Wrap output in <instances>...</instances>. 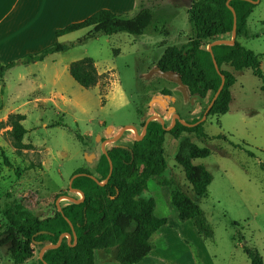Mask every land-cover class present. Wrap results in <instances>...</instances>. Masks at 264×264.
<instances>
[{
  "label": "rangeland",
  "instance_id": "obj_1",
  "mask_svg": "<svg viewBox=\"0 0 264 264\" xmlns=\"http://www.w3.org/2000/svg\"><path fill=\"white\" fill-rule=\"evenodd\" d=\"M144 2L157 13V30L139 36L127 32L101 35L44 61L19 64L0 79V231L8 227L3 211L15 203L47 217L59 209L57 203L63 207L72 202L63 196L80 199L82 195L70 189L75 170L83 167L99 176L96 167L104 153L103 144L108 151L138 139L131 128L117 141L109 140L128 125L136 126L141 134L151 108L159 110L154 98H175L168 99L162 111L166 126H171L175 114L189 123L203 117L214 93L206 98L191 95L178 80L157 70L168 46L181 47L195 36L188 13L192 0ZM138 10L137 5L130 16ZM89 30L65 35L58 42H76ZM238 40L261 55L264 70V0L255 7L246 34ZM85 57L93 58L102 75L89 89L69 71L72 62ZM225 68L237 78L231 88L230 110L208 115L202 122L207 139L190 132L179 138L167 133L164 147L168 169L158 180L150 179L144 192L156 199V215L169 219L167 231L160 230L152 238L167 255L159 264H252L244 245L257 249L264 258L262 81L251 68ZM18 113L26 115L23 148L15 146L9 121ZM184 136L211 150L209 156L194 160L213 175L207 196L196 195L176 161ZM164 181H172L173 188ZM174 188L187 192L202 208L214 232L211 239H204L191 220L179 219L171 201ZM41 250L35 247V256L28 264L37 263ZM106 256L104 251H96V260ZM0 264H14L7 246L0 247Z\"/></svg>",
  "mask_w": 264,
  "mask_h": 264
},
{
  "label": "trees",
  "instance_id": "obj_2",
  "mask_svg": "<svg viewBox=\"0 0 264 264\" xmlns=\"http://www.w3.org/2000/svg\"><path fill=\"white\" fill-rule=\"evenodd\" d=\"M154 1V0H150ZM228 0H192L189 7V19L195 29L183 46H168L157 62L162 71H171L180 75L183 84L191 95L206 98L210 92L214 95L225 76V85L212 105L209 115L225 114L232 102V86L236 83L235 71L251 68L262 81L264 92V70L260 54L245 47L238 37L246 34L249 18L257 4L248 0H231L230 4L237 12L236 43L220 44L213 47L221 73L215 67L209 44L229 35L232 37L234 14L227 5ZM139 10L134 16L117 14L109 9H100L88 18L57 29V36L90 28L88 33L76 42H56L41 52L29 54L23 58L0 64V79L19 64L44 61L49 56L69 50L76 44H84L101 35L127 32L143 35L156 29L157 13L154 8L138 1ZM157 30V29H156ZM207 40H211L208 41ZM71 76L84 88L98 84L101 74L93 58L85 57L70 64ZM211 103V102H210ZM25 114H13L9 121L13 126L12 135L17 148H23V137L27 133L23 121ZM200 119L190 121L195 123ZM184 132L196 133L208 138L204 124L187 126L177 122L171 130H166L155 119L150 122L143 139H136L129 146H116L102 153L97 163L99 176L80 167L74 174L84 173L73 181V188L82 191L85 198L80 203L70 202L51 216L40 217L15 203L3 211L8 227L0 231V247L7 246L14 264H28L35 256V247L43 248L47 244H56L63 233H71L73 224L77 233V242L73 235L71 242L67 236L56 248H49L39 256L36 264H96V251H104L109 261L118 264H137L155 248L153 236L160 228L169 224L167 217L156 215V199L144 195L150 179L158 180L168 169L165 157L166 134L176 138ZM218 138L227 139L219 135ZM240 146L241 145H235ZM250 155L254 153L247 150ZM211 153L210 148L201 147L190 137L184 136L176 153L177 163L184 169L186 179L199 197L208 195L213 180L210 170L203 164H196L197 158H205ZM109 157L113 161V172L105 184L110 172ZM264 169V164L261 165ZM89 174L95 175L99 181ZM72 175V176H73ZM164 185L174 186L172 181ZM173 188V187H172ZM171 201L181 221L191 220L204 239L214 236L213 229L202 208L185 191L174 188ZM244 251L252 264H264L262 254L255 248L244 245Z\"/></svg>",
  "mask_w": 264,
  "mask_h": 264
},
{
  "label": "crops",
  "instance_id": "obj_3",
  "mask_svg": "<svg viewBox=\"0 0 264 264\" xmlns=\"http://www.w3.org/2000/svg\"><path fill=\"white\" fill-rule=\"evenodd\" d=\"M139 0H0V64L41 52L61 40L56 30L71 23L80 22L100 9L117 14L137 10ZM76 32V31H75ZM73 33V32H72ZM71 34V33H69ZM168 99L156 97L159 110L151 108L149 115H160L166 109ZM163 117V116H162ZM167 226L160 230L167 231ZM168 233V232H167ZM156 248L137 264H159L166 253ZM96 260V264H118L113 261Z\"/></svg>",
  "mask_w": 264,
  "mask_h": 264
},
{
  "label": "water",
  "instance_id": "obj_4",
  "mask_svg": "<svg viewBox=\"0 0 264 264\" xmlns=\"http://www.w3.org/2000/svg\"><path fill=\"white\" fill-rule=\"evenodd\" d=\"M248 1L253 2V3H255V4H259V3L261 2V0H248ZM230 2H231V0H228L227 5L229 6V8L232 10V12H233V14H234V27H233V31H232V37H231L230 39H224V38L216 39V40L212 41V42L209 44V46H208V50H209V51L211 52V54H212V57H213V60H214V64H215V67H216V69H217V71H218L219 73H221V70H220L219 64H218V62H217V60H216V57H215V54H214V51H213V47L216 46V45H220V44H231V45H233V44L236 43V40H237V12H236L235 8L230 4ZM157 70H158L162 75H164V76H166V77L174 78V79L178 80V81L184 86L185 89L187 88V87L183 84L182 79H181V77H180L179 74L174 73V72H171V71H162V70H161L160 68H158V67H157ZM221 75H222V83H221V85H220L218 91L216 92V94H215L213 100L211 101V103L209 104L208 108L206 109V111H205L203 117H202L199 121H197V122H195V123H189V122L183 120L182 117H181L179 114H175V115H174V118H173V123L171 124V126H166V125H165L166 122H165L164 117H162V116H160V115H152V116H151V117L145 122L144 129H143V131H142L141 134L139 133L138 128H137L136 126H134V125H128V126L123 127V128L120 130V132H119L115 137H113V138H111V139H109V140H110L111 142L117 141V140H118V139L124 134V132H125L126 130L131 129V128H132V129H135L136 134H137L138 137H139L138 139H143L144 136H145L146 133H147L148 125L150 124L151 121H153V120H155V119L159 120V121L162 123L163 127H164L166 130H168V131L171 130L177 122H180V123H182V124H184V125H187V126H196V125L202 123V122L206 119V117L209 115V111H210L212 105L214 104L215 100L218 98L219 94L221 93V91H222V89H223V87H224V85H225V76H224L223 74H221ZM105 142H106V141H105ZM103 151H104L105 154L108 155V151H107V149L104 147V144H103ZM109 162H110V172H109V175H108V177L106 178L105 181L100 182V181L98 180V178H97L95 175H92V174H89V176H90L91 178H93L94 180L99 181L100 184H105V183L108 181L109 177L111 176V174H112V172H113V168H114V167H113V161H112V159H111L110 157H109ZM80 175H85V174H84V173H78V174H74V175H73V177H72L71 180H70V189H71L72 191H77L78 193H80V194L82 195V197H81L80 199H77V198H75V197H71V196H68V195H67V196H63V197H66V198L70 199L71 201H73V202H75V203H80V202H82V201L84 200V198H85V194H84L82 191L77 190V189L73 188V186H72L74 179H75L76 177L80 176ZM57 205H58V207H59V210H60L61 212H63L61 205H60L59 203H57ZM69 223L71 224V227H72V234H71V233H63V234L60 236L58 243H56V244H47L46 246H44V247L42 248V250H41V254H40V257H41V258H42V256H43V252L46 251L47 249H49V248H56V247H59V246L62 244L63 239H64L65 236H67V237L69 238V242H71L72 237H73V235H74V237H75V243L77 242V233H76V230H75L73 224H72L70 221H69ZM45 264H48V263L45 262Z\"/></svg>",
  "mask_w": 264,
  "mask_h": 264
}]
</instances>
